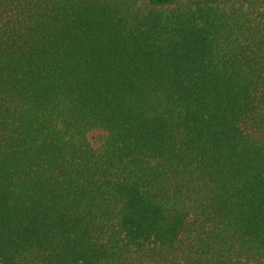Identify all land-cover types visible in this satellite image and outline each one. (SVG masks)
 Returning <instances> with one entry per match:
<instances>
[{"label": "trees", "instance_id": "1", "mask_svg": "<svg viewBox=\"0 0 264 264\" xmlns=\"http://www.w3.org/2000/svg\"><path fill=\"white\" fill-rule=\"evenodd\" d=\"M0 264H264V0H0Z\"/></svg>", "mask_w": 264, "mask_h": 264}, {"label": "rangeland", "instance_id": "2", "mask_svg": "<svg viewBox=\"0 0 264 264\" xmlns=\"http://www.w3.org/2000/svg\"><path fill=\"white\" fill-rule=\"evenodd\" d=\"M88 138L90 139V141H91L92 143H94V142H95V134H94V132H90V133L88 134Z\"/></svg>", "mask_w": 264, "mask_h": 264}]
</instances>
